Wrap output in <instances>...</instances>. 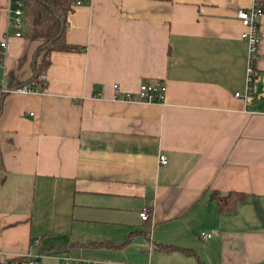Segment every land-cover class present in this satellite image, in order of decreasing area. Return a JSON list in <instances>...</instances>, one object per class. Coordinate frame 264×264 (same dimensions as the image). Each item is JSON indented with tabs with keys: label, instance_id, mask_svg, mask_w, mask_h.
I'll list each match as a JSON object with an SVG mask.
<instances>
[{
	"label": "crops",
	"instance_id": "crops-1",
	"mask_svg": "<svg viewBox=\"0 0 264 264\" xmlns=\"http://www.w3.org/2000/svg\"><path fill=\"white\" fill-rule=\"evenodd\" d=\"M255 1L73 5L64 39L81 49L51 52L46 89L0 91V264H264V13L252 82L237 15ZM12 10L0 0L10 89L44 41L27 10L15 35Z\"/></svg>",
	"mask_w": 264,
	"mask_h": 264
},
{
	"label": "trees",
	"instance_id": "trees-1",
	"mask_svg": "<svg viewBox=\"0 0 264 264\" xmlns=\"http://www.w3.org/2000/svg\"><path fill=\"white\" fill-rule=\"evenodd\" d=\"M170 1V0H162ZM76 0H25V9L28 10L27 35L30 37L43 38L44 41L37 50L34 63L35 73L26 82L19 85L34 82L38 89H46L47 82L40 79L51 64L50 55L54 49L60 50H80V46L69 44L64 39L66 28V15L73 9ZM217 195L221 211L228 209L227 198ZM229 197L236 196L235 202L241 199L242 194H229ZM233 202V201H232ZM103 244L104 242H100ZM95 245L96 241L88 242ZM28 258H15L8 262L27 261Z\"/></svg>",
	"mask_w": 264,
	"mask_h": 264
},
{
	"label": "built area",
	"instance_id": "built-area-1",
	"mask_svg": "<svg viewBox=\"0 0 264 264\" xmlns=\"http://www.w3.org/2000/svg\"><path fill=\"white\" fill-rule=\"evenodd\" d=\"M85 0H76L74 5L81 4ZM25 1L24 0H13V10L11 15V24L17 29L15 35L21 36V29L24 27V15H25ZM264 13V5H262L260 2L258 3V0L255 1V4L252 5L249 8H240L238 10V17L242 21L243 25H245L248 29L243 32L242 36L243 38L247 39L249 42V80L253 81L254 76V66L253 63L255 61V54L257 50V45L259 41V34H258V27H259V20L262 17ZM10 37V33L7 32L5 38L0 41V64L3 60V56L5 55L4 51L7 47V39ZM40 79L44 80L45 75L43 74ZM18 90L21 92H32L35 90H38L36 87V84L34 82L26 83L19 85L16 88L10 89V86H8L7 81L5 78L0 79V91H13ZM115 90L120 91L119 84H115ZM164 90L165 87H158V86H152L147 84H142L138 90V99L140 101L145 102H158L163 101L164 98ZM239 95V93H238ZM126 100H133V94L127 93L126 97L124 98ZM160 161L164 164L168 162L165 155L160 156ZM148 208H143L141 211V217L143 220H146L149 216ZM212 236V232H202L201 237L206 239L208 237ZM82 261H84L81 258H73V257H66L64 258L60 264H82ZM40 260L36 258H30L27 261H15L11 264H40ZM89 263V262H86ZM90 264V263H89ZM137 264V263H133Z\"/></svg>",
	"mask_w": 264,
	"mask_h": 264
},
{
	"label": "rangeland",
	"instance_id": "rangeland-1",
	"mask_svg": "<svg viewBox=\"0 0 264 264\" xmlns=\"http://www.w3.org/2000/svg\"><path fill=\"white\" fill-rule=\"evenodd\" d=\"M26 14H27V16H28V10L26 11ZM26 14H25V15H26ZM8 39H9V38H8ZM254 62H255V61H254ZM253 73H254V76H253V78H254V77H255V74H256V73H255V70L253 71ZM44 75H45V73H44ZM133 98H134V97H133ZM133 100H135V98H134ZM73 258H76V257H73ZM77 258H78V257H77ZM86 264H89V263H86Z\"/></svg>",
	"mask_w": 264,
	"mask_h": 264
}]
</instances>
